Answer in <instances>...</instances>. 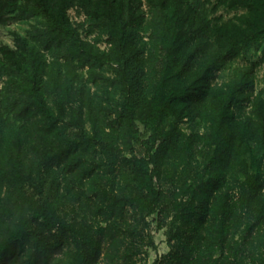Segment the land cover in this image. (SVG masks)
Returning a JSON list of instances; mask_svg holds the SVG:
<instances>
[{"label": "rangeland", "instance_id": "1", "mask_svg": "<svg viewBox=\"0 0 264 264\" xmlns=\"http://www.w3.org/2000/svg\"><path fill=\"white\" fill-rule=\"evenodd\" d=\"M84 14L81 9L69 11L87 47L111 53L108 30L91 27ZM232 15L219 9L208 17L216 24ZM140 16L141 23L127 29L122 61L133 81L137 116L155 121L147 138L160 169L157 213L143 218L150 194L132 161L140 147L130 139L123 122V89L116 68L95 60L81 66L78 59L46 55L40 94L62 119L47 117L29 105V97L22 93L9 101L21 114L8 115L7 108L2 110L0 244L43 211L80 230L87 237L89 256L83 259L79 240L70 232L35 226L10 247L0 264H152L157 255L162 256L161 264H195L186 248L194 246V221L200 217L193 199H210L220 151L212 144V130L204 120L207 117L195 109L203 84L192 77L199 69L205 83L222 88L232 81L236 69L253 67L255 84L249 95L262 92L264 97L263 55L255 47L248 53L238 50L206 77L203 59L213 50L208 41L215 37L208 35V41H198L183 15L186 33L178 56L184 62V78L178 84L188 87L190 94L164 103L155 113L153 97L162 85L165 50L151 30L143 29L152 19L150 0H142ZM31 23L0 26V47L15 48L14 34L24 35ZM174 80H170L166 95L174 89ZM245 105L235 106L234 112L247 114ZM199 176L203 179L194 183ZM193 185L197 192L192 195ZM171 246L175 256L170 254ZM193 253L195 258V250Z\"/></svg>", "mask_w": 264, "mask_h": 264}, {"label": "trees", "instance_id": "2", "mask_svg": "<svg viewBox=\"0 0 264 264\" xmlns=\"http://www.w3.org/2000/svg\"><path fill=\"white\" fill-rule=\"evenodd\" d=\"M150 2L152 19L150 26L143 29L151 30L159 47L165 50L162 85L153 97L155 113L164 103L183 100L190 94L188 87L178 84L184 78V62L178 56L186 33L183 15L198 41H208V35L215 37L208 41L213 50L203 59V65L208 68L206 77L232 59L238 50L248 53L255 47L264 60V0ZM141 6L142 0H0V26L33 21L24 35L14 34L15 48L0 47V127L5 123L1 121L4 108L8 115L21 114L20 109L9 106L16 93L26 94L28 104L47 117L62 119L46 106L40 94L47 67L46 55L53 59H78L81 66L95 60L115 67L123 89V122L130 139L140 147L132 161L137 176L150 194L143 208V218L147 220L157 213L161 195L160 169L147 138L155 121L137 116L133 81L122 61L127 29L141 23ZM73 9L83 10L91 27L103 26L108 30L113 44L111 53L102 54L87 47L69 16ZM219 9L233 15L214 24L208 16ZM192 78L203 84L198 89L195 109L207 117L204 120L210 124L211 141L219 148L220 157L211 178L210 199H193L197 200L196 212L200 217L194 221V246H186L188 258L191 257L195 264H264V97L262 92L249 95L254 90V68L236 69L232 81L222 88H212L205 83L199 69ZM171 79H175L174 89L166 95ZM244 102L249 112L237 115L234 107ZM154 117L156 120V114ZM199 179L203 178L195 179L194 183L199 184ZM196 192L193 185L191 194ZM35 226L70 232L79 240L83 259H88L87 237L77 228L59 223L42 211L35 213L0 244V262L10 247ZM153 248L156 249L155 244ZM171 249L170 254L175 256V247ZM161 257L157 255L152 264H161Z\"/></svg>", "mask_w": 264, "mask_h": 264}]
</instances>
